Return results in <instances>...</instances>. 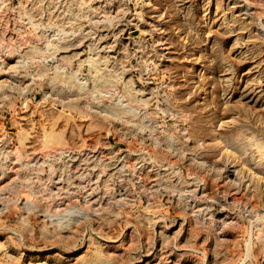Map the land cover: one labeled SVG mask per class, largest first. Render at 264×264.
Returning a JSON list of instances; mask_svg holds the SVG:
<instances>
[{
	"label": "rangeland",
	"instance_id": "374dc122",
	"mask_svg": "<svg viewBox=\"0 0 264 264\" xmlns=\"http://www.w3.org/2000/svg\"><path fill=\"white\" fill-rule=\"evenodd\" d=\"M0 264H264V0H0Z\"/></svg>",
	"mask_w": 264,
	"mask_h": 264
}]
</instances>
